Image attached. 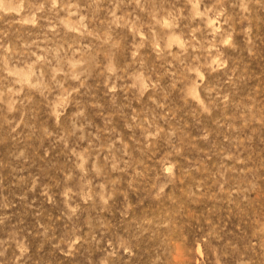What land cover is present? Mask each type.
Masks as SVG:
<instances>
[{"label":"rangeland","instance_id":"374dc122","mask_svg":"<svg viewBox=\"0 0 264 264\" xmlns=\"http://www.w3.org/2000/svg\"><path fill=\"white\" fill-rule=\"evenodd\" d=\"M0 264H264V0H0Z\"/></svg>","mask_w":264,"mask_h":264}]
</instances>
